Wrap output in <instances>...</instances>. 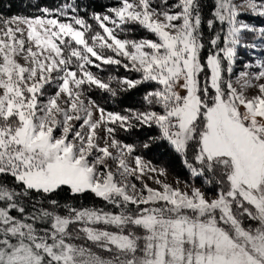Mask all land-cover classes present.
<instances>
[{
    "label": "snow or ice",
    "instance_id": "1",
    "mask_svg": "<svg viewBox=\"0 0 264 264\" xmlns=\"http://www.w3.org/2000/svg\"><path fill=\"white\" fill-rule=\"evenodd\" d=\"M29 7L0 13V264H264V0Z\"/></svg>",
    "mask_w": 264,
    "mask_h": 264
},
{
    "label": "trees",
    "instance_id": "2",
    "mask_svg": "<svg viewBox=\"0 0 264 264\" xmlns=\"http://www.w3.org/2000/svg\"><path fill=\"white\" fill-rule=\"evenodd\" d=\"M36 0H0V13L12 15L15 13L32 14L33 10L29 7ZM43 3L53 4L55 0H42ZM104 2V0H100ZM11 5V7H9ZM158 166H167L169 174L180 180H185L186 176L178 160L167 154L164 149H159L151 153L148 157Z\"/></svg>",
    "mask_w": 264,
    "mask_h": 264
},
{
    "label": "rangeland",
    "instance_id": "3",
    "mask_svg": "<svg viewBox=\"0 0 264 264\" xmlns=\"http://www.w3.org/2000/svg\"><path fill=\"white\" fill-rule=\"evenodd\" d=\"M176 179H177V178H175V177L172 176L171 174H168V176H167V180H168L169 182L173 183V184H175ZM181 181H183V180H181ZM153 186H154V185H153Z\"/></svg>",
    "mask_w": 264,
    "mask_h": 264
}]
</instances>
